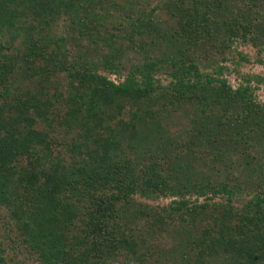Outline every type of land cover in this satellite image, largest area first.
<instances>
[{
  "label": "trees",
  "instance_id": "obj_1",
  "mask_svg": "<svg viewBox=\"0 0 264 264\" xmlns=\"http://www.w3.org/2000/svg\"><path fill=\"white\" fill-rule=\"evenodd\" d=\"M139 1L0 0V204L11 230L38 264H264V187L237 205L243 186L222 176L232 150L263 162L253 83L264 77L233 87L226 65L201 66L238 40L264 51V0H172L167 29ZM186 104L191 127L175 136L162 118ZM201 146L224 168L198 170ZM164 234L173 245L159 254ZM0 264L21 263L0 249Z\"/></svg>",
  "mask_w": 264,
  "mask_h": 264
},
{
  "label": "rangeland",
  "instance_id": "obj_2",
  "mask_svg": "<svg viewBox=\"0 0 264 264\" xmlns=\"http://www.w3.org/2000/svg\"><path fill=\"white\" fill-rule=\"evenodd\" d=\"M171 1L172 0H143V2H138L140 3L138 5V9L145 8L147 10H151L154 7L157 8V23L159 22L158 24L161 27L167 29L170 27H174L175 25L174 19L170 17L169 13L167 12V4ZM243 1L244 3H246L248 0ZM256 10L259 11V14L263 16L261 21H264V2L260 3L259 6L256 7ZM212 27L215 28V26ZM58 30L63 31V33L66 34L64 32V26L62 21L58 26ZM258 37V43L261 41L260 44L264 46V28H262V30L259 32ZM87 45L88 44H85V47ZM239 52L244 55H247L250 61L248 62L240 60V54H238ZM157 53L159 54L158 51H156V54ZM212 53L213 54L209 59H201L202 69L206 71H214L215 69H217V63L226 65L228 67V71L225 72V76L228 78L229 82L233 87L238 86L242 79V75L254 74L264 77V63L258 62L257 60V57H261L262 60H264V51L259 53L258 47H256L251 41L238 40L237 42L233 43L230 47H218L216 48V51L213 50ZM131 61L138 63L139 58L133 59ZM127 65L129 66V64ZM114 77V75L111 76V78ZM160 79L163 83H168L170 77H167L166 75H160ZM253 84L257 87L255 91L257 101L263 104L264 81L259 84L254 82ZM63 85L64 84L62 83V86ZM63 89H65V87ZM188 108L189 105L187 104L184 105L182 108H172L175 110H173L171 114H166L162 118L164 126L171 134H174L175 136H183L187 129L191 127V121L194 117L192 114H189V112L187 111ZM257 149V151L261 153V158L263 161L259 166L254 165V161L253 164L246 165L247 158L250 160H252V158H249L247 156V153H242L243 151L239 149L235 151L232 150L229 153L230 158L228 157L225 161H230L227 164V166H230V168L227 172H224L222 176L225 178H232L234 182H239L240 185L243 186V189L237 197V205L244 203L251 196V193L255 192L256 187H264V175L262 174L264 173V152L260 150V146H258ZM257 151L251 149L248 154L251 153V156H253ZM259 152H257L256 155L259 156ZM217 154H220L217 149H212L209 147L207 148L206 146L199 147L197 153L195 154L196 158L194 159V162L198 166L197 169L202 170L203 168V171L205 173L208 172L210 167L212 166H216L220 169H223L224 166L222 165V161L220 160V158H216ZM221 156L223 158H226L222 154ZM137 199L142 202H148L153 206H162L168 204L172 198L161 197L158 199H147L142 196H137ZM12 227L13 220L10 217L9 210L4 205L0 204V249L4 251V255L6 256L7 262L10 263L12 261H19L21 264H38L35 260V255L30 253V250H28L24 245L21 244L20 237L15 231L11 230ZM159 238L160 240L156 241L153 247L156 248L155 251H159V254H163V251H165L163 248H168L172 244L173 239L167 234L161 235ZM154 248L152 249V252L154 251ZM150 260L151 262H153V259ZM226 263H224L220 259L217 260L214 264ZM117 264L126 263L123 259H121L117 262Z\"/></svg>",
  "mask_w": 264,
  "mask_h": 264
}]
</instances>
